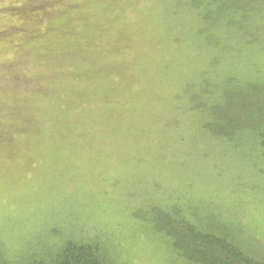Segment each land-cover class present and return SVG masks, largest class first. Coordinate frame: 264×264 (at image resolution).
<instances>
[{
  "label": "rangeland",
  "instance_id": "1",
  "mask_svg": "<svg viewBox=\"0 0 264 264\" xmlns=\"http://www.w3.org/2000/svg\"><path fill=\"white\" fill-rule=\"evenodd\" d=\"M173 3L0 0L6 241L53 224L98 227L124 264H173L131 210L177 192L204 217L241 223L263 250L264 180L196 151L183 93L204 63ZM254 59L264 70V52Z\"/></svg>",
  "mask_w": 264,
  "mask_h": 264
},
{
  "label": "trees",
  "instance_id": "2",
  "mask_svg": "<svg viewBox=\"0 0 264 264\" xmlns=\"http://www.w3.org/2000/svg\"><path fill=\"white\" fill-rule=\"evenodd\" d=\"M173 7L183 12L191 31L185 41L204 63L183 93L189 121L199 125L196 151L211 163L220 153L231 156L235 172L264 180V70L254 61L264 52V0H174ZM180 199L175 192L157 199L165 204L131 210L146 233L168 245L173 264H264V248L256 250L241 223L222 224L215 212L204 217L200 203ZM100 230L53 224L7 241L0 235V264H124Z\"/></svg>",
  "mask_w": 264,
  "mask_h": 264
}]
</instances>
